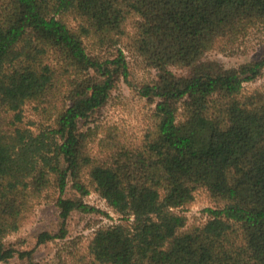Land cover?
Segmentation results:
<instances>
[{
	"label": "trees",
	"instance_id": "16d2710c",
	"mask_svg": "<svg viewBox=\"0 0 264 264\" xmlns=\"http://www.w3.org/2000/svg\"><path fill=\"white\" fill-rule=\"evenodd\" d=\"M257 30L264 0H0V262L264 264V86L246 87L264 53L206 58ZM134 65L155 77L136 85ZM121 83L153 105L139 138L95 122ZM201 188L213 204L189 224ZM51 190L57 229L25 248L13 237ZM76 212L113 220L83 252L65 248ZM48 243L58 262L36 259Z\"/></svg>",
	"mask_w": 264,
	"mask_h": 264
},
{
	"label": "rangeland",
	"instance_id": "374dc122",
	"mask_svg": "<svg viewBox=\"0 0 264 264\" xmlns=\"http://www.w3.org/2000/svg\"><path fill=\"white\" fill-rule=\"evenodd\" d=\"M263 53L264 32L257 30L241 45L229 47L224 52L220 50L211 51L207 54L206 58L217 60L225 67H233L243 62L260 58ZM154 77V75L145 73L140 66L134 65L133 81L136 85ZM256 86H264V73L257 81L246 84L248 88ZM152 109L153 105L149 104L147 99L143 97L135 87H130L126 83H121L119 89L113 92L109 103L96 117L95 122L99 132H102L106 126L113 124L123 131H121V133L125 138L131 140L141 137L152 127ZM25 114L26 117H33V112L30 110L29 106L26 107ZM96 149L97 146L95 142L92 144V151H96ZM55 195V190H51L49 195L43 198L32 211L28 212L23 227L13 237V239L27 237L25 248L36 247L34 236L37 232L57 229L58 215L56 206L54 205ZM88 201L107 210L113 219H117V214H115L107 206L106 202L95 192L88 197ZM212 204L213 202L206 193V190L204 188L198 190L195 202L187 213L189 224L204 222L207 218L204 209L208 206H212ZM112 221L111 218L104 215H83L79 212L73 213L69 221L70 233L67 240L69 246H65L66 250L69 249L73 251L74 249L78 252L85 251L88 238L92 236L95 227L100 224L111 223ZM72 240H74L73 244ZM56 247L57 245L53 243L37 246L35 251L36 259L40 261H49L50 263L58 262L55 256L57 252ZM67 253L68 255L64 256L63 260H61L62 264H74L76 261L75 258L70 256L68 250ZM0 264H20V261L19 258L16 257L9 263L0 262Z\"/></svg>",
	"mask_w": 264,
	"mask_h": 264
}]
</instances>
